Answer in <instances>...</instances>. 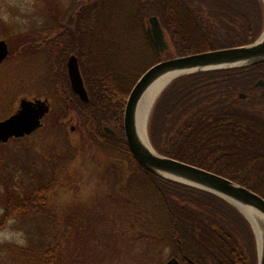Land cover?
<instances>
[{
	"label": "trees",
	"instance_id": "obj_1",
	"mask_svg": "<svg viewBox=\"0 0 264 264\" xmlns=\"http://www.w3.org/2000/svg\"><path fill=\"white\" fill-rule=\"evenodd\" d=\"M79 4L75 2L64 16L56 13L53 28L42 35L44 41L33 45L35 53H47L51 62L56 57L60 66L59 84L50 83L58 105L50 113L54 124L63 130L64 120L76 114L94 143L115 149L125 160L131 174L122 193L128 203L132 200L142 239L171 247L181 264H258L256 237L247 218L213 193L147 171L127 144L124 113L132 88L155 63L254 43L264 31L263 1L94 0L77 12ZM153 16L159 18L170 43L162 56L147 33ZM139 47L140 54L152 52L153 56L141 70L134 66ZM72 53L79 57L88 103L71 87L67 61ZM260 79H264V63L174 79L151 113L153 147L264 197V86L256 85ZM242 93L247 97L242 98ZM110 124L116 135L107 132ZM24 151L28 158L20 172L29 177L28 183L19 184L8 165L0 170L4 208L0 230L15 219L43 231L45 237H66L78 223L70 218L61 224L49 199L52 189L65 181L78 151L65 153L59 162L32 155L27 148ZM31 242L25 246L3 243L0 250L16 256L18 264L57 263L59 244Z\"/></svg>",
	"mask_w": 264,
	"mask_h": 264
},
{
	"label": "rangeland",
	"instance_id": "obj_2",
	"mask_svg": "<svg viewBox=\"0 0 264 264\" xmlns=\"http://www.w3.org/2000/svg\"><path fill=\"white\" fill-rule=\"evenodd\" d=\"M93 1L0 0V39H5L10 47L9 57L0 66V120L13 114L22 98L49 99L56 111L58 105L50 83L55 87L59 84L60 66L56 57L51 62L47 53H35L33 45L44 41L42 35L53 28L56 13L64 16L75 2L81 4L76 10L79 12ZM141 49L135 54L137 70L153 57L152 52L140 54ZM64 123L63 131L49 114L43 126L31 135L0 142V170L8 165L19 184L28 183L29 177L20 172L21 164L28 158L24 149L56 162L76 149L78 159L67 169L65 181L52 189L49 203L61 224L71 218L78 223L77 227L73 226L72 233L66 237L62 234L45 237L43 231L38 232L29 223L12 219L0 230V244L33 245L32 239L41 246L59 244L56 264H165L177 257L172 255L171 247L142 239L135 224L132 200L128 203L127 195L122 193L125 179L131 174L125 160L115 149L94 143L76 114L71 113ZM106 128L117 134L113 125ZM3 212L0 204V220ZM18 261L13 254L0 250V264H18Z\"/></svg>",
	"mask_w": 264,
	"mask_h": 264
},
{
	"label": "water",
	"instance_id": "obj_3",
	"mask_svg": "<svg viewBox=\"0 0 264 264\" xmlns=\"http://www.w3.org/2000/svg\"><path fill=\"white\" fill-rule=\"evenodd\" d=\"M147 33L158 55L170 48L166 33L158 17L153 16L149 19ZM9 55L8 42L5 39H0V66ZM260 63H264V31L254 43L249 45L159 61L148 68L132 88L125 107L124 131L131 153L147 171L213 193L236 207L247 218L254 231L258 250V264H264V235L261 247L252 222L241 209L242 206L247 207L264 215V197L227 177L160 154L153 147L149 134V144H147L142 140L137 129L139 103L148 88L159 78L176 74L164 87L165 89L174 79L184 75L209 70L248 67ZM67 69L73 91L83 102L88 103L90 96L76 54H72L68 58ZM256 85L264 86V79L259 80ZM241 97L246 98L247 95L242 93ZM50 110L51 104L48 99L22 98L18 109L13 114L0 120V142L7 143L12 138L31 135L43 126V119ZM185 258L189 260L188 257ZM165 264H181V262L177 257H173Z\"/></svg>",
	"mask_w": 264,
	"mask_h": 264
},
{
	"label": "bare ground",
	"instance_id": "obj_4",
	"mask_svg": "<svg viewBox=\"0 0 264 264\" xmlns=\"http://www.w3.org/2000/svg\"><path fill=\"white\" fill-rule=\"evenodd\" d=\"M176 74L166 75L158 80H156L145 92L144 96L142 97L138 110H137V129L140 137L143 141H145L147 144H149L148 140V119L150 116V112L164 89V87L171 81V79ZM242 211L246 214V216L250 219L252 222L259 242L260 246L262 247L263 244V235H264V215L263 213L259 211L252 210L247 207H241Z\"/></svg>",
	"mask_w": 264,
	"mask_h": 264
},
{
	"label": "flooded vegetation",
	"instance_id": "obj_5",
	"mask_svg": "<svg viewBox=\"0 0 264 264\" xmlns=\"http://www.w3.org/2000/svg\"><path fill=\"white\" fill-rule=\"evenodd\" d=\"M79 5H81V4H79ZM56 30H58V35H59V34L61 33V32H60L61 30H59V27H57ZM56 32H57V31H56ZM167 50H168V49H167ZM167 50H165L164 52H162L160 56L164 55V54L166 53ZM48 100H49V99H48ZM49 102H50V104H51V100H49ZM52 110H53V108H52V104H51V110H50V112L46 115V117L52 112ZM46 117H45V118H46ZM45 118H44V119H45ZM43 121H44V120H43ZM72 130L74 131V127H72ZM106 130L108 131L107 128H106ZM109 132H110L111 134H114V133H113L112 131H110V130H109Z\"/></svg>",
	"mask_w": 264,
	"mask_h": 264
}]
</instances>
